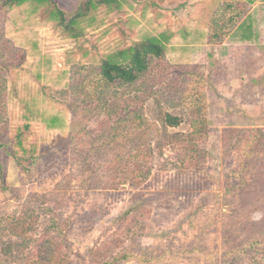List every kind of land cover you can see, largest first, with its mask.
Listing matches in <instances>:
<instances>
[{"label":"rangeland","instance_id":"obj_1","mask_svg":"<svg viewBox=\"0 0 264 264\" xmlns=\"http://www.w3.org/2000/svg\"><path fill=\"white\" fill-rule=\"evenodd\" d=\"M54 1L74 14L85 0ZM55 12L37 0L0 5V139L8 143L0 149V217L31 207L34 236L64 233L70 264H111L115 256L122 259L112 264H264V0H120L94 6L79 20L78 38ZM214 28L229 32L212 43ZM150 37L167 59L151 75L163 100L150 96L145 114L154 121L159 107L171 109L185 122L169 133L191 131L187 111L166 101L181 95L176 74L199 67L204 156L184 167L176 139L162 132L151 141L155 163L142 186L97 188L110 153L99 158L100 131L72 105L102 59ZM0 235V264L29 263L30 251L12 245L22 239Z\"/></svg>","mask_w":264,"mask_h":264},{"label":"trees","instance_id":"obj_2","mask_svg":"<svg viewBox=\"0 0 264 264\" xmlns=\"http://www.w3.org/2000/svg\"><path fill=\"white\" fill-rule=\"evenodd\" d=\"M27 1L29 0H0V5L14 7ZM37 1L55 4L57 24L75 38L82 35L77 27L79 20L90 13L94 6H120V0H85L74 14H68L54 0ZM243 13V11L237 13L238 17L232 19V26L243 17ZM211 32L209 40L213 43L222 40L229 31L220 33L214 28ZM166 59L165 47L159 38L150 37L134 41L128 48L119 50L116 56L101 60L90 80L91 86L81 85L82 95L74 101L72 107L78 115L82 114L83 120L93 123V130L100 131L99 139L103 141V145L95 149L99 158L110 153V158L105 159V163L102 164L107 173L105 179L93 180L97 188L118 189L123 185L135 188L142 186L152 173L155 163V147L151 141L162 132L167 134L168 138L165 139H176L178 150L183 154L180 160L184 163V167L199 166L204 150L197 138L208 133L206 95L193 85L204 80H196V75L201 74L199 67L194 69L187 67V70L176 74L179 80L174 82V86L182 81L181 95L173 104L166 101L168 107H182L187 111L191 131L169 133V128L177 129L185 122L183 115L174 114L171 109L159 107V117L154 121H151L144 111L150 96H160L163 100L160 85L157 87L151 84V75L165 67ZM81 97L83 99L79 101ZM80 103L84 104L81 109ZM160 105L161 101L158 103V106ZM78 115L72 122L74 128H77ZM7 146L8 143L0 139V149ZM88 151L92 150L88 149ZM92 162L98 163L99 160ZM2 170L3 164L0 161L1 173ZM91 170L90 164L84 168L85 172ZM23 210L14 218L0 217V232L4 233L6 230L14 237L22 239V241H14L12 245L16 251L18 250L17 252L30 251L27 264H70L66 235L50 228L34 236L35 211L31 207H25ZM5 219L7 223L2 226L1 223ZM1 237L3 238L2 235L0 239ZM113 241L115 240L111 239L109 242ZM116 259H122V257H112L111 264Z\"/></svg>","mask_w":264,"mask_h":264}]
</instances>
